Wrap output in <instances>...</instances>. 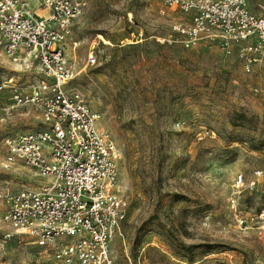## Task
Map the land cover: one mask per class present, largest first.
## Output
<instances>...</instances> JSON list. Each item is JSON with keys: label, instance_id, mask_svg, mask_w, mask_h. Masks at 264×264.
<instances>
[{"label": "rangeland", "instance_id": "rangeland-1", "mask_svg": "<svg viewBox=\"0 0 264 264\" xmlns=\"http://www.w3.org/2000/svg\"><path fill=\"white\" fill-rule=\"evenodd\" d=\"M82 1L65 50L81 71L73 86L119 152L128 211L111 243L115 264H264L263 70L245 73L236 47L184 45L174 28L191 15L160 0ZM246 2L254 12L264 6ZM90 51L97 63L84 69ZM7 76L26 90L39 78L0 48ZM2 96L0 160L4 137L41 127L33 107L5 111ZM42 181L0 168V190ZM6 229L0 224V264H41L33 240L3 241Z\"/></svg>", "mask_w": 264, "mask_h": 264}, {"label": "built area", "instance_id": "built-area-1", "mask_svg": "<svg viewBox=\"0 0 264 264\" xmlns=\"http://www.w3.org/2000/svg\"><path fill=\"white\" fill-rule=\"evenodd\" d=\"M160 1L191 15L189 25L174 28L184 45L208 41L226 54L236 47L245 73L258 67L264 74V6L254 12L246 0ZM84 6L82 0H0L2 52L19 71L34 67L39 76L29 90L13 76L0 77V111L8 92L5 111L30 106L41 119L37 130L4 137L0 168L44 179L0 190V224L7 226L1 238L32 239L41 264H115L111 243L127 217L115 141L73 86L81 71L65 50ZM96 63L90 51L84 69Z\"/></svg>", "mask_w": 264, "mask_h": 264}]
</instances>
